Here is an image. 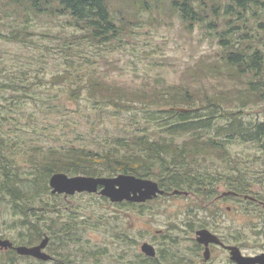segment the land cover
<instances>
[{"label": "trees", "instance_id": "trees-1", "mask_svg": "<svg viewBox=\"0 0 264 264\" xmlns=\"http://www.w3.org/2000/svg\"><path fill=\"white\" fill-rule=\"evenodd\" d=\"M163 14L178 19L185 30L191 32L197 28L208 34L218 46L214 56L201 57L195 67L188 69V78L195 81L204 77L222 78L244 85L240 89L234 86L236 89L205 94L199 90L194 96L186 84L155 90L128 88L110 83L92 70L81 73L84 70L81 71L80 65L70 70L74 65L72 56L80 54L84 47L117 48L143 26L167 20L161 18ZM43 16L66 18L65 23L73 28L71 33L55 36L63 40V46L58 48L66 67L51 76V85L62 84V93L68 99L91 103L93 112L102 117H127L135 128L108 134L104 141L94 140L95 145L89 146L76 143L88 135L76 127L81 120L73 121L68 123L69 133L65 134L74 135V140L66 137L62 144L47 147L34 144L30 152L17 150L15 144L0 136V200H6L9 205L13 228H20L18 236L11 239L14 244L30 245L48 236L47 249L53 242L56 244L50 250L54 264H82L83 259L66 247L81 241L82 234L90 227L86 223L89 218L70 209L64 223L56 224L61 220L60 207H54L42 197V193L50 198L63 196L50 191L48 179L55 172L90 176L127 173L155 179L165 190L193 191L203 186L215 187L216 179L203 169L200 160L213 155L226 158L222 151L227 139L258 142L264 148V121L246 123L240 117L247 106L259 100L264 102V0H0V26L9 25L7 31L0 27V41L26 46L31 19ZM16 70L24 79L25 72L21 71L26 70ZM22 78L14 75L11 83L0 82V87L27 88ZM55 99L52 106L66 121V115L71 112L60 102V97L55 95ZM91 109L87 113L74 108L70 115L78 114L82 119L86 116L90 121ZM17 157L23 159L31 180L25 191L18 184L23 167L17 164ZM234 171L237 174L228 177V181H249L240 169ZM239 186L228 183L229 188L236 190ZM39 187L43 189L39 191ZM243 187L239 191L250 193L249 184ZM211 191L215 193L214 189ZM100 198L108 200L102 195ZM112 205L126 207L131 212L128 201ZM137 208L142 212L141 207ZM115 216L121 214L111 215ZM115 222L109 219L116 241L126 250V233L117 231ZM99 253L106 252L98 251L97 256ZM89 254L93 256L94 252ZM20 258L33 259L10 248L0 249V264H17ZM33 260L38 262L33 264L50 262Z\"/></svg>", "mask_w": 264, "mask_h": 264}, {"label": "rangeland", "instance_id": "rangeland-1", "mask_svg": "<svg viewBox=\"0 0 264 264\" xmlns=\"http://www.w3.org/2000/svg\"><path fill=\"white\" fill-rule=\"evenodd\" d=\"M161 18L167 20L160 22L158 20L152 26H143L135 31L133 37L126 38L117 48L84 47L80 54L72 56L74 65L70 67V70L80 65L81 71L84 70L81 73L92 70L106 81L128 88L155 90L173 84H186L187 90L194 96L199 90L205 94L221 89H236L234 86L240 89L244 85L240 81L232 82L222 78L204 77L199 81L188 78L190 76L188 69L195 67V62L201 57L214 56L218 46L208 34L197 28L190 32L185 30L176 18H168L164 14ZM65 20L66 18L63 17L48 16L32 18L27 28L26 46L0 41V82L11 83V77L14 75L22 78L16 69L26 70L21 72H25L22 79L27 88L0 87V136L15 144L17 150L23 149L30 152L34 144L38 147L60 145L66 137L74 140V135L65 134L69 133L68 123L73 121L81 120L76 127L81 128L84 134L88 135L87 138H80L76 143L89 146L95 145L94 140L104 141L108 134L122 133L135 128V124H130L127 117L120 119L102 117L93 112L90 108L91 103L83 99L76 102L68 99L62 93V84L51 85V76L66 67V62L58 48L63 46V40L55 37L57 34L73 31ZM8 26L0 27L7 31ZM2 68L5 71H2ZM55 95L60 97V102L71 113H73L71 109L74 108L87 113L91 109L90 121H87L86 116L82 119L78 117V114L70 115L71 113L66 115V121H64L62 114L56 112L52 106V103L56 101ZM240 117L246 123L263 122L264 102L259 100L256 104L247 106ZM222 153L226 158L213 155L200 160L203 169L216 179L217 194L227 189L225 181H228V177L233 174H237L234 171L236 169H240L242 176L248 178L250 181L248 184L252 190L264 189V148L258 142L229 138L225 141ZM16 161L23 167L20 175L21 182L18 184L25 191L24 188L31 180L25 172L27 168L23 165V159L17 157ZM38 182L42 181L38 180ZM39 188V191L43 189ZM42 197L45 200L48 199L54 207H60L61 220L56 222L57 225L59 221L64 223V218L71 211L70 209L78 210L81 217L88 215L86 219L89 218V221L86 223L90 224V227L82 234L81 241L66 247L67 251H72L71 254H77L83 259L82 264L132 262L129 260L133 259L130 256L134 249L125 250L116 241L117 237L109 224V219L116 221L113 226L117 231L124 230L127 233L129 226L134 227L132 232L135 233L137 241L143 240V235L152 234L157 229L168 234L175 233L180 238V247L177 246L178 249L180 248L178 253L180 257H183L182 254L192 246L188 239L193 235L185 229H188L189 224L195 225L193 222L199 219L201 209L199 201L194 196L184 194H171L167 198L158 196L150 200L148 205L141 209L142 212H139L137 208L132 215L129 214L128 208L112 205L113 203L104 201L97 193L56 198H50L48 194L42 193ZM218 204L221 207L216 206L208 210L209 221L214 229L233 236L237 235L240 245L248 254L263 251L264 210L247 211L241 208V205L229 200L227 203L219 202ZM226 205H230L231 209L227 210ZM8 206L6 200H0V234H3L2 238L11 240L18 236L20 228H13L15 226L13 216ZM117 213L121 216L111 217ZM101 215L107 217L100 218ZM106 219H108L107 222H104ZM55 245L53 242L50 245L51 248L46 251L50 253L51 249H55ZM101 250H105L106 253H99L97 256V252ZM90 251L94 252L93 256L95 254L96 256H91ZM121 255L124 259L120 261ZM33 263L38 262L29 258H20L17 261V264Z\"/></svg>", "mask_w": 264, "mask_h": 264}, {"label": "flooded vegetation", "instance_id": "flooded-vegetation-1", "mask_svg": "<svg viewBox=\"0 0 264 264\" xmlns=\"http://www.w3.org/2000/svg\"><path fill=\"white\" fill-rule=\"evenodd\" d=\"M217 182V181H216ZM239 184L238 189H233L228 187V183ZM250 181H225L226 190L217 194L216 183L215 187L203 186L195 188L193 191H189L187 189L180 190L178 193H172L170 190H165L159 186L160 189L164 190L162 194H157V196H153L149 200L145 202H134L129 201L131 203V215L136 210V207L139 206L141 209H144L145 206L148 205L149 201L162 196L163 198L169 197L171 194H184L187 196H194L197 201H199L200 205V217L197 221L193 222L195 225L192 227L188 225V229L185 231L192 232L193 235L188 239L191 247L188 248V251L182 254L183 257H180L178 251H180L179 246V237L175 233L168 234L164 233L162 230L157 229L152 234L143 235V240L137 241L135 239V233L132 232L134 227L129 226L128 232L126 233L127 241L125 243L126 250L134 249L131 253V263L133 264H238L235 260L231 258V249L230 246H236L239 248L241 254L243 256H256L263 251H260L255 254L246 253L240 242L238 241V236H233L232 234L216 231L210 223V214L208 210H212L214 207L219 206V202L227 203L228 200L234 202L236 204L241 205V208H244L247 211H257L259 209L264 210V189L252 190L250 189V193H243L239 190H244L243 185ZM259 182V181H254ZM159 185V183H158ZM214 189L215 193L210 190ZM218 207V208H219ZM240 208V209H241ZM220 209V208H219ZM226 209L230 210L231 206L226 205ZM191 230V231H190ZM200 230H207L214 237L209 242L205 243L203 241H199L198 237L200 236L198 232ZM125 234V231H124ZM117 237V236H116ZM143 244L149 245L153 254H149L143 250ZM121 245V244H120ZM123 246V245H122ZM137 246V248H136ZM178 246V247H177ZM125 249V248H124ZM138 252V253H136ZM122 256V255H121ZM137 258V260H136ZM53 263V260L51 261ZM128 262L127 264H131ZM258 264V263H254Z\"/></svg>", "mask_w": 264, "mask_h": 264}, {"label": "water", "instance_id": "water-1", "mask_svg": "<svg viewBox=\"0 0 264 264\" xmlns=\"http://www.w3.org/2000/svg\"><path fill=\"white\" fill-rule=\"evenodd\" d=\"M48 183L52 193L72 195L76 192L94 193L98 191L112 202L123 200L142 202L164 192L159 188L157 181L127 173H120L115 176H70L64 172H55L49 177ZM173 192L178 193L180 191L175 189ZM198 234L200 235L198 240L205 243L214 238L207 230H200ZM48 241L49 238L45 236L34 245H13L9 239L0 238V249L14 248L20 255L47 261L51 259V255L44 250ZM142 248L147 253L153 254L149 245L143 244ZM229 248L231 249V258L238 264H264V253L256 256H243L238 247L230 246Z\"/></svg>", "mask_w": 264, "mask_h": 264}]
</instances>
